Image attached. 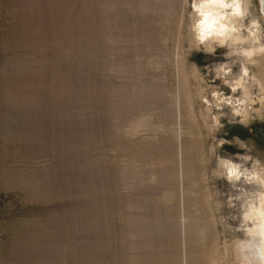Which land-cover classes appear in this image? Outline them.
Instances as JSON below:
<instances>
[{"label":"rangeland","instance_id":"obj_1","mask_svg":"<svg viewBox=\"0 0 264 264\" xmlns=\"http://www.w3.org/2000/svg\"><path fill=\"white\" fill-rule=\"evenodd\" d=\"M191 17L186 0H0V264H243L216 156L264 166V55L244 61L241 123L212 98L226 49L196 51Z\"/></svg>","mask_w":264,"mask_h":264},{"label":"clouds","instance_id":"obj_2","mask_svg":"<svg viewBox=\"0 0 264 264\" xmlns=\"http://www.w3.org/2000/svg\"><path fill=\"white\" fill-rule=\"evenodd\" d=\"M192 13L191 31L197 43L196 51L215 55L217 49H226L222 62L212 68L214 79L230 89L212 93L214 106L232 108L234 115L241 116V123L247 118L243 106L248 103L249 68L244 61L252 62L253 57L264 55V0H186ZM235 57L236 60H231ZM231 60V63L229 62ZM240 63L239 73L233 68ZM205 72L208 66L205 65ZM232 77L231 80L228 77ZM239 92L241 95L236 96ZM204 103L213 106L206 97ZM255 103V101H252ZM215 124L220 121L213 116ZM221 140L219 147H223ZM244 147L243 143L240 145ZM232 158L216 156V179H223L230 185L225 205L235 209L229 218L238 220L233 226L243 233L238 244L243 264H264V166L253 162L250 155L231 154ZM235 195H232V193Z\"/></svg>","mask_w":264,"mask_h":264},{"label":"bare ground","instance_id":"obj_3","mask_svg":"<svg viewBox=\"0 0 264 264\" xmlns=\"http://www.w3.org/2000/svg\"><path fill=\"white\" fill-rule=\"evenodd\" d=\"M192 37H193L192 39H194V41H195V43H196V40H195V38H194V34H193V33H192ZM196 44H197V43H196ZM249 97H250V96H249ZM249 97H248V102H251L252 100H251ZM206 105H207V104H206ZM247 105H248V104H245V105L243 106V110L246 111L247 114L249 115V113H248L249 111H248ZM207 107H208V106H207ZM207 109H208V108H207ZM209 111H210V110H209ZM248 115H247V116H248ZM245 119H247V118H245Z\"/></svg>","mask_w":264,"mask_h":264}]
</instances>
